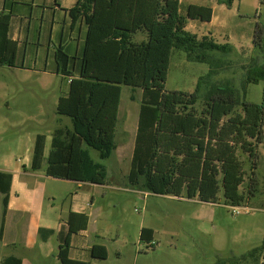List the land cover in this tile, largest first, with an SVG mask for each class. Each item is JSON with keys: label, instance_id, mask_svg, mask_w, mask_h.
<instances>
[{"label": "trees", "instance_id": "1", "mask_svg": "<svg viewBox=\"0 0 264 264\" xmlns=\"http://www.w3.org/2000/svg\"><path fill=\"white\" fill-rule=\"evenodd\" d=\"M234 0H217L231 7ZM73 23L84 20L87 27L84 50L79 58L64 48L56 50L58 72L69 81L67 95L59 99L57 114L71 119V126L53 132L51 149L45 157L46 135L35 140L32 170L42 169L54 178L105 185L108 170L96 162L90 149L109 159L117 148L123 86L142 91L136 138L127 180L136 190L155 195L198 199L238 206L257 198V181L252 178L247 191L245 171L239 152L257 158V146L264 142V105L239 96L229 80L212 83L214 76L231 70L237 54L230 43H219L210 35L199 37L186 29L187 20L210 22V6L190 5L181 14L180 0H78L69 10ZM11 13L0 12V65L15 66L17 43L9 37ZM264 28L257 25L254 53L242 60L241 88L264 80ZM142 35L145 39L138 41ZM185 52L192 62L207 63L210 71L201 77L192 93L167 92L171 55ZM78 63H77V62ZM209 83L201 111L197 103L201 89ZM135 100V95H131ZM241 108L240 112L237 109ZM254 164H256L254 162ZM13 174L0 171V198L6 213ZM87 214L71 213L69 233L60 244L61 264H88L70 258L72 234L87 230ZM48 236L52 230L40 229ZM154 231L143 227L141 241H153ZM264 242L242 258L261 263ZM92 256L104 260L107 248L94 245ZM0 264H23L21 258L0 256Z\"/></svg>", "mask_w": 264, "mask_h": 264}, {"label": "rangeland", "instance_id": "2", "mask_svg": "<svg viewBox=\"0 0 264 264\" xmlns=\"http://www.w3.org/2000/svg\"><path fill=\"white\" fill-rule=\"evenodd\" d=\"M223 21L230 32L241 33V41H230L241 47L236 48L237 54L225 56L233 61V68L220 72L211 82L229 79L243 100L264 105V80L249 84L245 95L241 88V52L244 62L255 55V30L257 25L264 28V0H236L231 8L216 6L215 25ZM142 38L138 35L136 39L140 41ZM209 71L207 63L189 61L184 51L174 49L165 83L166 91L192 93L199 79L207 76ZM34 86L36 83L30 81L22 83L14 91H0V120L8 116L16 118L15 124L13 120L10 124L0 123V158L2 154L13 156L15 161L21 158L19 136L33 139L36 134L48 135L57 127L72 125L69 117L56 118L54 114L53 102L61 93L57 90L42 92ZM208 88L209 83L202 86L197 103L199 111L204 107ZM132 94L135 100L131 99ZM141 97L140 89L133 93L131 87L123 86L116 129L117 148L113 155L102 160L98 151L90 149L92 158L107 168L108 177L106 185L99 188L95 205L89 211V230L73 238V245L78 247L73 254L88 264H261L262 259L259 263L242 257L264 242V142L257 146L256 159L239 152L246 173L242 191H247L252 178L257 181V198L248 203L253 208L249 213L234 214L222 195L218 203L206 204L185 197L151 193L145 196V192L134 189L127 180ZM240 111L241 108H238L237 112ZM18 117H21V123H17ZM2 139H5L4 145H1ZM47 185L54 198L47 200L48 206L54 207L49 218L51 224H57L67 215L71 194L79 189L76 184L57 179L49 180ZM142 224L154 229V248L141 241ZM92 244L104 245L107 258L92 260L85 255L81 248ZM29 253L31 255L25 258V264H61L56 257L57 235H52L46 242L41 234L38 235L36 250Z\"/></svg>", "mask_w": 264, "mask_h": 264}, {"label": "crops", "instance_id": "3", "mask_svg": "<svg viewBox=\"0 0 264 264\" xmlns=\"http://www.w3.org/2000/svg\"><path fill=\"white\" fill-rule=\"evenodd\" d=\"M77 1L0 0V12L11 13L12 15L9 37L17 43L15 66L0 65V70L2 71L0 74V91H14L22 83L30 81L36 83L34 88L39 89V91L52 92L57 90L61 94L53 102L56 118H61L59 117L61 115L57 114L59 99L67 95L69 91V81L58 72L56 50L62 47L71 57L76 58H79L84 50L87 27L84 20H78L73 23V19L69 14V10ZM180 1L181 14L184 16H186L187 8L190 5L210 6L213 9V18L210 22L188 19L186 26L188 31L197 34L199 37L210 35L219 43L232 44L230 42L232 39L241 41V33L234 34L230 32L224 21L218 22L215 25V7H225L226 5L219 4L217 0ZM235 3L236 0L233 1L231 7ZM214 28L219 30H214ZM143 39H145L144 36L141 40ZM234 46L236 48L241 47L239 44H234ZM12 120V123L15 124L16 118H10L9 116L1 119L0 123L10 124ZM17 123H21V117L17 118ZM54 130L52 134H45V157L50 152ZM37 135L33 139L30 136H19L18 149L19 153H22V156L17 161H15L13 156L6 154H2L0 158V171L13 174L8 208L0 222V256L2 259L16 256L21 258L23 264H25V258L27 259L31 255L29 252L36 250L37 236L40 235V229L52 230V235L58 236L59 252L61 242L69 233L68 219L70 214L84 213L89 217L87 230L72 234L69 251L70 258L82 261V259L77 258L73 254V250L78 249V247L76 248L73 245V238L75 236H82V234L89 230V211L95 205L99 188L106 184L100 185L48 176L46 174V163L42 169L38 171L32 170V157ZM1 143V145H4L5 139H2ZM51 179L76 184L79 189V191L71 194L72 197L67 215L57 224H51L52 221L49 216L54 207L52 205L49 207L47 204V200L51 201L54 199L53 193L47 185V182ZM147 194L149 193L145 192V196ZM192 200L202 202L198 199ZM0 211H3L2 197L0 198ZM143 227L142 224L141 229ZM52 235L48 236V232L44 231L43 241L46 242ZM153 241L155 242V231ZM94 245L99 244H92L81 249L92 260H98L92 256ZM56 257L59 260L58 253Z\"/></svg>", "mask_w": 264, "mask_h": 264}, {"label": "built area", "instance_id": "4", "mask_svg": "<svg viewBox=\"0 0 264 264\" xmlns=\"http://www.w3.org/2000/svg\"><path fill=\"white\" fill-rule=\"evenodd\" d=\"M230 208L232 209L234 214H238L240 212L249 213L253 210V208L250 207L248 203H243V204L238 205V206H230ZM155 245H156V243L154 241L147 243L148 247L154 248Z\"/></svg>", "mask_w": 264, "mask_h": 264}, {"label": "water", "instance_id": "5", "mask_svg": "<svg viewBox=\"0 0 264 264\" xmlns=\"http://www.w3.org/2000/svg\"><path fill=\"white\" fill-rule=\"evenodd\" d=\"M261 264H264V255L262 256V263Z\"/></svg>", "mask_w": 264, "mask_h": 264}]
</instances>
